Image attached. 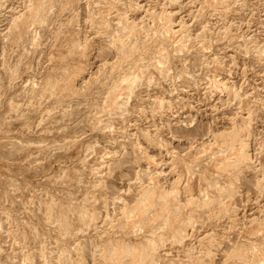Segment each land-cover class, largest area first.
<instances>
[{"label": "rangeland", "instance_id": "1", "mask_svg": "<svg viewBox=\"0 0 264 264\" xmlns=\"http://www.w3.org/2000/svg\"><path fill=\"white\" fill-rule=\"evenodd\" d=\"M236 126L252 162L231 167ZM116 240L140 249L112 259ZM242 246L264 258V0H0V264H243Z\"/></svg>", "mask_w": 264, "mask_h": 264}, {"label": "bare ground", "instance_id": "2", "mask_svg": "<svg viewBox=\"0 0 264 264\" xmlns=\"http://www.w3.org/2000/svg\"><path fill=\"white\" fill-rule=\"evenodd\" d=\"M173 1H176V0H173ZM36 8V9H35ZM34 11L37 13L39 10V7H34ZM33 12V11H32ZM33 14V13H32ZM136 25V24H135ZM135 25L133 27L130 28L129 32H128V36L133 34V32L135 31V29L137 27H135ZM132 26V25H131ZM172 30V29H170ZM167 32V31H166ZM183 40V39H182ZM121 43V42H120ZM124 44V43H123ZM183 44V42H182ZM137 47V46H136ZM123 50V53L125 52L126 49H124V46L121 48ZM132 51V50H131ZM121 52V50H120ZM122 53V52H121ZM125 54V53H124ZM153 61V60H152ZM127 76V75H126ZM135 78V77H134ZM132 79V77H131ZM130 78H126L124 81H129ZM135 82H136V79H135ZM223 88L224 90H229L231 92V89L226 86L225 84L223 85ZM222 88V89H223ZM161 101V100H160ZM163 102L161 101V104ZM245 125V123H244ZM243 125V126H244ZM237 128L233 127L232 129L234 130L233 132L231 131L230 133L225 134V135H220L221 137L225 138V141H229L230 143V146H229V151L232 153V156H233V161L232 162H229L228 165L231 166V167H237L239 164L241 163H248V162H252V158L249 154V144L247 143V140H244L242 139V136L239 135L241 133L242 130H246L245 129H242V128H239L238 126H236ZM241 127V126H240ZM242 129V130H241ZM226 132V131H225ZM243 132V131H242ZM245 132V131H244ZM229 136V139H227ZM224 144V143H223ZM228 144V143H227ZM229 156V155H228ZM226 159H227V156L225 155ZM223 160V159H222ZM230 160V158L228 159V161ZM227 161V162H228ZM225 162H223L224 164ZM222 165V164H221ZM151 180V178H150ZM148 188V187H147ZM145 189V191L143 192V194L141 195V197L138 199L137 203L135 206H132V208H130V206H125V208L122 210V213H123V218L129 220L130 218H135V215L138 214H143V213H146V211L148 212V209L150 208H153L155 207L156 203H157V198H156V195H157V190H158V187L157 186H154L153 188H149V189ZM164 188V187H163ZM160 189V188H159ZM159 194V197H158V200L160 199L161 201L158 202V205L161 210L164 209L166 211V209L168 208L169 209V203L171 200L173 201H176L178 207L180 208V203L179 201L177 200L178 197V194H179V190H178V182H175V184L172 186V190H167L166 189H161L160 190V193ZM192 197L190 196V199L187 201V202H191ZM194 202V201H193ZM205 204V203H204ZM203 205V204H202ZM207 205V204H206ZM157 208V207H156ZM177 208V210L179 209ZM170 210V209H169ZM159 212V211H158ZM150 219V218H149ZM190 219V218H189ZM258 221V220H257ZM146 223V222H145ZM178 231V230H177ZM156 232V231H155ZM155 232H152V235L155 234ZM184 230H181V231H178L177 232V235L175 236L176 238H179V241H181V239H184V234H183ZM181 238V239H180ZM185 240V239H184ZM183 240V241H184ZM182 241V242H183ZM178 242V241H177ZM147 244H143L145 245L144 248L145 250H148V249H151V250H155V242L153 240H150V239H147ZM142 244L140 243L139 246H141ZM108 246L110 247V249H105L106 251H103L105 253H107V255L110 257V258H118L117 256L121 257L120 255L122 254V256H124L125 254L124 253H135L136 251H138L140 248L136 247L135 246H130L128 247V245H126V243L122 240H116L115 241V244H113L112 242L108 243ZM104 248L105 245H104ZM108 248V247H107ZM143 248V249H144ZM237 249L236 253H237V256L240 257L239 259H241L243 261V264H264V258L258 254H256L257 250L256 248L252 247L251 249L253 251H255V257H254V260H249L248 258L245 257V249L246 247L242 246V247H238V248H235ZM247 250V249H246ZM148 252V251H147ZM105 253H103L105 255ZM209 253V252H208ZM124 254V255H123ZM132 254V255H133ZM210 254V253H209ZM258 255V256H257ZM107 256V257H108ZM113 256V257H112ZM116 256V257H115ZM151 256V255H150ZM152 258V257H151ZM106 260V256L104 258ZM122 260V258H121ZM152 260V259H151Z\"/></svg>", "mask_w": 264, "mask_h": 264}]
</instances>
